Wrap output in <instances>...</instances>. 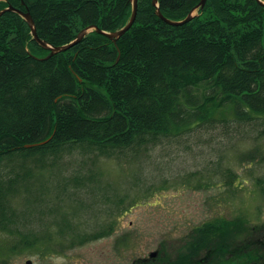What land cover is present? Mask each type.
<instances>
[{
  "label": "trees",
  "instance_id": "obj_1",
  "mask_svg": "<svg viewBox=\"0 0 264 264\" xmlns=\"http://www.w3.org/2000/svg\"><path fill=\"white\" fill-rule=\"evenodd\" d=\"M152 1L139 0L135 24L116 44L93 32L49 59L22 17H0V232L13 229L10 198L28 175L67 154H135L225 115L264 125V6L207 0L174 27ZM201 1L159 6L183 21ZM9 6L29 12L54 47L89 26L117 32L132 15L130 0H0V11ZM132 264H264V222L211 221Z\"/></svg>",
  "mask_w": 264,
  "mask_h": 264
},
{
  "label": "rangeland",
  "instance_id": "obj_2",
  "mask_svg": "<svg viewBox=\"0 0 264 264\" xmlns=\"http://www.w3.org/2000/svg\"><path fill=\"white\" fill-rule=\"evenodd\" d=\"M263 130L225 115L135 154H67L10 198L0 264H132L211 221L263 223Z\"/></svg>",
  "mask_w": 264,
  "mask_h": 264
},
{
  "label": "water",
  "instance_id": "obj_3",
  "mask_svg": "<svg viewBox=\"0 0 264 264\" xmlns=\"http://www.w3.org/2000/svg\"><path fill=\"white\" fill-rule=\"evenodd\" d=\"M130 1L132 3V15H131L129 22L127 23V25L123 29H121L117 32H114V33H107V32L100 30L97 26H89V27L83 29L71 43H69L68 45H65V46H61V47H54V46L50 45L49 43H47L46 41L42 40L38 36L36 25H35L34 20H33L31 14L29 12H23V11L13 7V6H9L8 8L0 11V17H2L6 13H11V12L16 13L20 17H22L27 22V24L29 25V27L31 29V34H32L35 42L41 48H43L47 51H50V55L47 57V59H49L52 56H55V55L62 53V52H66V51L78 46L90 33H93V32L109 38L111 41H113L116 44L117 41L132 28V26L135 24L137 16H138L139 0H130ZM257 1L261 5L264 6V3L261 0H257ZM206 2H207V0H202L200 5L197 6L188 15V17L183 21H171V20L165 18L160 11L159 0H153L152 5L156 9V15L162 21H164L166 24H168L170 26L179 27V26H183V25H186V24L192 22L194 20V18L197 16L198 10L204 9ZM150 256L151 257L157 256V252L151 253ZM27 264H32V263H31V261H27Z\"/></svg>",
  "mask_w": 264,
  "mask_h": 264
}]
</instances>
